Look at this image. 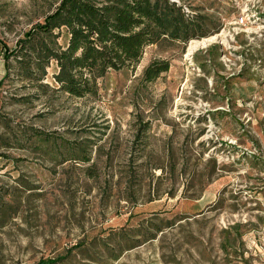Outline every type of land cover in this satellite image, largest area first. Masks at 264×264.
<instances>
[{"label":"rangeland","instance_id":"obj_1","mask_svg":"<svg viewBox=\"0 0 264 264\" xmlns=\"http://www.w3.org/2000/svg\"><path fill=\"white\" fill-rule=\"evenodd\" d=\"M174 1L205 36L76 97L6 57L58 0H0V264H264V0Z\"/></svg>","mask_w":264,"mask_h":264},{"label":"trees","instance_id":"obj_2","mask_svg":"<svg viewBox=\"0 0 264 264\" xmlns=\"http://www.w3.org/2000/svg\"><path fill=\"white\" fill-rule=\"evenodd\" d=\"M205 20L174 0H58L6 57L14 55L24 78L38 79L53 60L58 90L76 97L96 95L100 77L135 65L146 46L164 38L186 43L205 36ZM63 30L68 36L64 45L58 41ZM169 65L166 59L151 60L143 80H155ZM80 154L83 161L89 159Z\"/></svg>","mask_w":264,"mask_h":264},{"label":"bare ground","instance_id":"obj_3","mask_svg":"<svg viewBox=\"0 0 264 264\" xmlns=\"http://www.w3.org/2000/svg\"><path fill=\"white\" fill-rule=\"evenodd\" d=\"M216 38L217 37L214 35V36H211V37L202 38L200 40H192L190 42V44H189L187 55L191 54V52H193L197 47L204 46V45L208 44L209 42L213 41Z\"/></svg>","mask_w":264,"mask_h":264}]
</instances>
